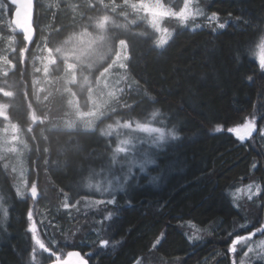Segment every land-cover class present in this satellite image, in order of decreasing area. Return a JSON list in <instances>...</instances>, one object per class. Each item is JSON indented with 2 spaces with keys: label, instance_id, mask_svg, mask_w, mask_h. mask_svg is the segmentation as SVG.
<instances>
[{
  "label": "trees",
  "instance_id": "16d2710c",
  "mask_svg": "<svg viewBox=\"0 0 264 264\" xmlns=\"http://www.w3.org/2000/svg\"><path fill=\"white\" fill-rule=\"evenodd\" d=\"M201 1L203 14L216 12L220 20H226L224 27L215 29L203 23L191 28L170 22L173 36L163 48L155 47L154 30L147 21L137 19L125 0H36V40L26 46L22 35L15 33L17 47L9 53L13 67L0 76V89L13 95L9 116L28 142L25 178L28 184L38 183L40 196L33 214L49 248L78 251L89 264H232V240L251 229L249 225L246 228L250 229L241 228V222L252 226L260 214L256 204L250 214L244 200L235 205L231 191L245 183L264 184V135L241 141L227 131L253 116L258 128L264 127V96L259 95L264 91V70L256 58L264 37V0ZM0 2V30L6 32L2 22L11 16L14 6L8 0ZM161 2L178 7L173 1ZM108 15L131 23L120 38L133 41L129 56L134 58L126 62L125 72L138 81L139 92L128 99L134 104L130 114L115 103L116 108L100 122L126 120L129 115L131 119H150L158 109L159 115L153 119L159 122L161 117L178 134V139L151 152L153 164L145 174L128 177L131 183L138 180V187L111 194L87 186L97 184L96 172L111 167L106 170L110 175L116 167L111 160L112 138L96 131L100 124L89 131L62 123L61 119L70 115L68 97L57 90L45 103L54 119L29 132L24 96L33 99L32 61L37 41L43 39L53 48L59 39L77 32L88 17L100 20ZM141 31L148 35H137ZM22 47H26L24 58ZM7 99L0 94V100ZM44 110L41 107L39 113ZM218 124L222 131L214 132ZM5 165L0 160V192L9 213L4 220L0 211V222L7 229L0 228V264H20L18 252L32 249L26 231L31 204L25 195H16L19 186ZM111 179L117 183L116 178ZM65 193L68 208L63 206ZM112 195L117 203L109 205L106 201ZM85 200L105 203L86 207ZM109 212L115 214L106 220ZM198 227L205 232L195 235L192 230ZM69 237L72 241L66 240ZM102 239L108 240L104 248ZM240 246L235 264L242 260ZM49 261L45 258L42 263Z\"/></svg>",
  "mask_w": 264,
  "mask_h": 264
},
{
  "label": "rangeland",
  "instance_id": "374dc122",
  "mask_svg": "<svg viewBox=\"0 0 264 264\" xmlns=\"http://www.w3.org/2000/svg\"><path fill=\"white\" fill-rule=\"evenodd\" d=\"M171 1L178 5V7H172L174 11H178L179 8L183 7L184 0ZM202 4L203 3L201 0H191V9L193 15L189 17L185 24L182 25L175 17L169 16L162 19L161 27L168 28L169 31L173 33V27L170 26V22H172L175 26H177V24L181 25L182 27H186L188 25L191 28H197L205 23L215 29L220 28L218 27L219 24H226V20H220L218 16L216 20H210L209 17L211 16V14H196L198 9L202 11L200 7ZM0 6H2L1 2ZM3 12H5V10H3L2 13ZM140 13L142 15H145V13L143 12ZM11 16L7 17V19H3L4 21L2 22V24L4 23V25L6 23V32L0 30V44H2V47H0V76H5L12 69L13 63L11 62V59L9 57V53L14 51L17 47V41L15 40V33H17V31L12 26ZM111 16H104L100 20H97L93 17H88L87 19H85V22L78 27L79 30L77 32L64 38L63 40L59 39V42H57L58 44H56L53 48L49 47V45H46V42H44L43 39L37 41V44H35L33 48H36L37 50L36 55L34 56V59L32 61L34 73L32 101H28L29 98L27 97V94L24 95L27 98V130L29 132L32 131L37 125L50 124L54 119L49 108L46 109L45 103L48 102L49 97L52 96L57 90L60 91L59 93L64 94L65 97H68L67 104L70 115L63 117L61 119V122L66 123L67 126L69 125L71 129L80 128L82 130L93 131L92 129L96 127L97 124H100L99 129L101 130L105 129L108 124H112L117 120L114 119L100 122L107 117V112H111L113 108H116L114 106L116 102L111 99L109 93L112 89L113 81L115 79H118L121 74H124L125 69H120L119 67L112 68L111 66L113 65L118 54L117 42L119 39H121L120 35H124L128 32L131 23L127 18H123L124 21H121ZM40 34L42 35V33ZM158 35L159 34L155 32L156 38ZM41 38H43V36H41ZM25 48L22 47L20 49V55L22 56V58L25 57ZM262 54H264V51H262V49L259 47L256 53L258 62L260 61V56ZM105 69H109V71H105ZM129 84L130 82H128V79L126 77L117 86L125 89V93L118 98L121 104H123L124 102L128 103V99L130 98V96L136 95L139 92V90H134V86L129 87ZM0 94L2 95V97L8 98L7 100H0V160L3 159L5 161V164L8 165L7 169H9L14 176L16 185H18L25 192V196L28 197L30 201L31 208L35 209V203L38 202V199L35 202L32 200L30 192L27 191V189L31 187V184H28V181L25 178V175L28 172V142L24 131L19 127L17 122L12 120L9 116V108L13 104L10 99H12L13 95H11L10 91L5 89H0ZM41 107L45 109L43 114L39 113V109ZM100 112H103V115H93V113ZM131 120L140 123H147L151 127L163 128L165 132H167V130L169 129H172L171 127H168L167 121L163 120L161 117L158 120L160 123L156 122L153 118H132ZM120 121L121 123H123L124 120ZM90 123L92 124V129L88 128V124ZM163 125L166 127H163ZM243 125L238 128L243 129ZM95 130L96 129L94 128V131ZM100 130L97 129L96 131L99 133ZM156 135V133L149 134L140 131H133V129L123 128H117L112 131L111 134L107 137L112 138L113 150L119 143L120 139H125L129 136L136 139L134 140L133 145H125V147L129 149L128 152L117 154L118 162L114 163L116 167H112V174L109 175V173L107 172L111 169V167L106 168L107 171L100 170L94 174L97 184H99L100 186H107V183L111 178H116L115 180L117 182L123 184V190H125L126 192L138 187L137 184L139 181L137 180L135 183H131V180L128 179V177H136L137 175L145 174L148 171L149 167L153 164V162L145 165L143 171H141L139 166H133L131 169V173L129 174L128 160L132 156H135L137 159H143L144 153H147L148 158L152 160L153 153L151 152L153 150L157 148H160L159 150H161L173 141V139L168 138L159 147H156L152 144V138H154ZM256 135H261L257 124L256 129L247 141H251L252 138ZM18 159L23 160V172H21V165L18 163ZM13 166H15L17 169L15 172L12 171ZM125 176H127V179H125ZM96 185L92 186L90 190L98 192ZM249 185L252 186L250 189L248 187ZM257 185L260 188L259 192H257ZM263 185L259 183L254 184L252 182L245 183L241 184L239 187L231 191V195L233 197L232 199H234L236 203L235 205H240L241 201L244 200L245 204L248 206L247 212L249 214L251 212L252 205L255 206L256 204L259 209L260 216L255 224L251 226V223L248 224V222H245V220L241 222V225H249V227L251 228L250 229L249 227H247L246 229L249 228L250 230H248L247 234L243 236L255 232V229L261 227V224L264 223V207L260 206L262 203H264ZM238 189L239 191H237ZM38 192L40 196L39 189ZM233 193H235V195H233ZM251 193L256 194L252 196V199H249V195ZM0 197H2L1 192ZM94 201L88 202V200H85L83 204L88 207L92 205V203L90 202ZM0 205H2L0 211L3 212V209H6L4 199L0 200ZM33 221L36 224L40 239L45 243L35 221L34 214ZM192 232L195 235H201L205 231L202 228L198 227L197 229H193ZM29 235L31 238V246L33 247L34 242L32 240V235L30 232ZM66 240L72 241V238L69 237ZM260 240H264V236L256 233L252 238V246L256 247ZM238 245H241V259L247 262L249 258L245 257L244 253L248 250L249 245ZM45 246L48 247L46 243ZM49 249L50 252H55L57 255H59L61 257V260L67 257L68 253L76 252L69 250L65 251L62 250L61 247L59 249ZM256 251H260V249L256 247ZM50 252H43L37 247L36 261L33 262V264H43L42 262L45 261V258L51 259V261L55 260L54 256H50ZM90 254L91 252H89V254L87 255ZM230 254L232 264H235L236 253ZM82 257H84L85 259L87 258L85 255H83ZM143 264L165 263H154L150 261L149 263L145 262ZM251 264H264V260H253L251 261Z\"/></svg>",
  "mask_w": 264,
  "mask_h": 264
},
{
  "label": "snow or ice",
  "instance_id": "6c2138e0",
  "mask_svg": "<svg viewBox=\"0 0 264 264\" xmlns=\"http://www.w3.org/2000/svg\"><path fill=\"white\" fill-rule=\"evenodd\" d=\"M171 3V0H169ZM125 6L128 8L132 9V12L136 14L138 20H144L147 21V24L159 35L155 40L152 41V43L155 45L157 48H163L164 45L167 43V41L172 38L173 33L169 31L168 28H163L161 27V21L165 17H175L180 24H185L186 21L189 19L190 16L193 15L192 9H191V0H184L183 7L179 8L178 11H174L172 7L166 6L164 3L161 2V0H125ZM143 12L145 13L144 16H140L139 13ZM196 14L198 15H203L202 11L199 9L197 10ZM231 15V14H230ZM210 20H216L217 19V13L213 12L211 16L209 17ZM239 19V18H237ZM218 27L223 28V24H219ZM137 35L139 36H147L148 32L147 31H141ZM118 54L115 58V61L113 65L111 66L112 68L119 67L120 69H127L128 64L126 63L130 59L134 58L129 56V49L132 47L133 41L129 40L127 37L123 39L118 40ZM260 48L262 51H264V37L261 38V43H260ZM260 67L262 70H264V54L260 56ZM105 71H109V69H105ZM127 77V73L125 72L124 74H121L118 79H115L113 81L112 89L109 93L111 99L118 103L120 107L127 109L129 114L134 110V104H129L127 102H124L121 104L119 102V97L125 93V89L122 87H117L121 81H123ZM127 79L130 81L129 87L134 86V90L139 89V83L138 81H132L130 77H127ZM250 81L253 80V78L250 76L248 77ZM255 83V81H253ZM264 87V86H262ZM145 95H148L147 92ZM259 95L264 96V91L259 93ZM149 99L154 100V97L149 96ZM135 103V102H134ZM93 115H103V112L100 113H93ZM159 115V110H154L151 113V116L153 118L157 117ZM264 118V117H262ZM88 128L92 129V124H88ZM117 128H123V129H133V131H140L144 133H156L157 135L152 138V144L155 145L156 147H159L163 142H165L168 138H171L173 140L178 139V134L175 131V129H169L167 132L163 128H157V127H151L147 123H140L136 121L131 120V116L129 115V119H126L121 123V121L118 119L112 124H108L105 129L100 130V135L102 136H108L111 134L112 131H114ZM256 129V120L255 117L253 116L252 119L246 120L245 124L243 125V129L241 128H228L227 131L230 133H235L237 137L241 140L244 141L247 136H251L252 132ZM94 131V129H92ZM214 132H221L222 131V126L221 125H216V127L213 129ZM259 132L261 135H264V127H261L259 129ZM243 133V134H242ZM136 138L129 136L128 138L125 139H120L119 143L116 145L115 149L113 150L111 160L112 163H117V154L118 153H126L129 151L128 148L125 147V145H133L134 140ZM47 151V150H45ZM22 157V156H21ZM153 161L148 158L147 153L143 154V159H137L135 156H132L128 160V172L129 174L131 173V169L133 166H139L141 171H143L145 165L152 163ZM18 163L21 165V172L24 171L23 169V160L18 159ZM45 165L48 166L49 170H51V165L47 159L44 161ZM38 166V165H37ZM7 168L8 165H5ZM253 168L256 167V164L252 165ZM17 169L15 166H13L12 171L15 172ZM125 179H127V176H125ZM156 179V178H153ZM88 187H92L93 185L89 183L87 185ZM123 184L117 182L113 184L111 181L107 183V186L101 187L99 184L96 185V188L98 191H103L106 193H115L118 190H123ZM249 189L252 187L251 185L248 186ZM257 192L260 191L259 186H256ZM28 192H30L32 200L35 202L37 201L39 197V192H38V183L36 181H33L31 183V187L27 189ZM239 191V189L237 190ZM256 193H251L249 195V199H252V196H254ZM16 195L18 197H24L25 192L20 188L17 187ZM235 195V193H233ZM3 197H0V200H2ZM67 201V193H65V203L63 206L65 208L69 207V204L66 202ZM6 202V201H5ZM94 204H103L105 201L102 200H97L94 202H90ZM107 204H116V197L115 195H112L110 199L106 201ZM130 201H129V206H130ZM72 207H75V205H71ZM261 207H264V203L260 205ZM0 208H2V205H0ZM120 209H117L119 211ZM8 210L3 209V219L7 220L8 218ZM115 213L114 212H109L108 215L105 217V219H110ZM27 219L29 221L28 227L26 229L27 232H30L32 235V240L34 242V246L31 249V252H26L24 250H21L18 252L19 258H20V264H33V262L36 261V252H37V247L41 249L43 252L49 253L50 249L45 246V243L40 239L39 233L37 232V227L35 222L33 221V209L29 208L28 213H27ZM241 228H246V225H240ZM0 228H3L2 222H0ZM4 232H7L6 228H3ZM259 233L261 236H264V223L261 224V227L256 228L255 232L249 233L246 236H240L236 235L235 238L232 240L231 245L229 246V252L230 253H236V246L238 244H248V250L244 253L245 257H248L249 260L246 262L244 260H241L240 264H251V261L253 260H264V240H260L258 247L260 251H256V247L252 246V238L253 236ZM231 235V233H230ZM7 240L8 238L5 237ZM189 239H193L192 237H189ZM159 243V240L157 241ZM108 244V240L102 239L100 240V245L101 247H104ZM13 251L16 252V246H13ZM50 256H54L55 260L51 262V264H67V261L61 260V257L57 255L55 252H50ZM69 257L72 256H78L77 253H68ZM79 264H85L83 259L79 260Z\"/></svg>",
  "mask_w": 264,
  "mask_h": 264
},
{
  "label": "water",
  "instance_id": "95a60500",
  "mask_svg": "<svg viewBox=\"0 0 264 264\" xmlns=\"http://www.w3.org/2000/svg\"><path fill=\"white\" fill-rule=\"evenodd\" d=\"M8 1L14 6V10L11 16L12 26L16 29L17 33L22 35L23 41L26 44V46H30L36 40V29L33 25L36 0H8ZM249 137L250 136H247L244 141H247ZM72 253H77L78 256H72V257L67 256L62 259V262L67 261V264H79V260L83 259L85 264H89L88 261L84 257H82L80 253L78 252H72ZM51 262L44 264H51Z\"/></svg>",
  "mask_w": 264,
  "mask_h": 264
}]
</instances>
